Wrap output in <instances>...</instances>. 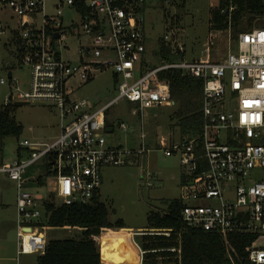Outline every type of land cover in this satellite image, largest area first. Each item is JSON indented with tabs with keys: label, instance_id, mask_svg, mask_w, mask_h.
Instances as JSON below:
<instances>
[{
	"label": "built area",
	"instance_id": "obj_1",
	"mask_svg": "<svg viewBox=\"0 0 264 264\" xmlns=\"http://www.w3.org/2000/svg\"><path fill=\"white\" fill-rule=\"evenodd\" d=\"M144 1L0 0V11L17 17L11 29L0 24V35L9 34L18 65L30 70L27 89L11 75L1 105L43 103L55 109L60 121V131L50 142L19 141L17 152L25 150L26 156L0 165V172L17 186L16 254L44 252L40 230L44 202L88 204L99 194L103 167L136 164L151 150L144 113L174 104L168 82L159 75L175 69L202 81L198 131L154 140L164 156L179 159L178 199L185 203L182 226L217 233L232 264L230 235H252L247 259L250 264H264V28L254 26L231 40L228 27L226 39L235 43V50L218 61H201L185 57L179 30L171 23L161 41L177 59L149 66ZM232 10H220L227 13L228 26ZM105 69L113 72L116 97L98 108L78 99L75 93L81 84ZM0 84L5 81L0 79ZM122 99L138 119L137 128L107 118L106 111ZM106 127L111 133L115 128L125 134L136 132V138L131 145H109ZM36 163L44 169L39 176L51 174L44 180L46 198L22 190L28 167ZM142 177L146 186H153L150 171L142 170ZM198 200L206 204H195ZM127 234L135 264H181V242L174 229H129ZM143 237H161L172 245L146 248Z\"/></svg>",
	"mask_w": 264,
	"mask_h": 264
},
{
	"label": "rangeland",
	"instance_id": "obj_2",
	"mask_svg": "<svg viewBox=\"0 0 264 264\" xmlns=\"http://www.w3.org/2000/svg\"><path fill=\"white\" fill-rule=\"evenodd\" d=\"M48 4L52 0H47ZM218 4V0H145L143 13L145 17V61L149 66H156L162 60L161 38L166 26L172 21L179 30V36L184 44L185 57L204 61L208 59L209 47L208 19L209 10ZM51 9L48 7V12ZM17 17L9 11H0V24L11 29ZM252 26H257L252 21ZM227 36H217L215 54L235 50V43L226 39ZM232 40V39H231ZM177 59V58H176ZM7 66L11 67V75L17 78L22 89H27L30 81V70L27 66L18 65L15 49L8 33L0 35V79L5 84H0V105L9 92ZM117 95V86L112 70L105 69L94 74L93 78L81 84L75 96L78 99L89 101L95 108L110 102ZM173 107H157L147 109L144 113V129L150 138L151 150L141 157L136 164L124 166H106L101 170L102 183L100 186V201L108 209L109 222L122 221L127 228L142 229L147 227L146 216L150 211H162L165 206L162 200H171L179 197L181 167L177 156H164L162 150L156 147L153 138L164 136L170 139L179 137L176 128L172 127L173 121L169 115ZM12 116L22 126L18 137L8 136L0 140V165L9 164L17 157H25L26 151L17 152L18 142L24 139L35 142H50L60 131V121L57 112L43 103H30L15 105ZM110 121L123 120L136 128L138 119L131 116L129 103L122 99L110 107L107 115ZM109 145L133 144L136 132L125 134L117 128L111 133L104 134ZM142 170H148L154 175L152 187L145 184ZM44 172L40 163L28 167L26 181L22 190L40 193L47 197V188L36 184V177ZM47 186H50L48 184ZM17 186L7 174L0 172V264H36L35 254H16V208L15 200ZM195 204H206L198 200ZM107 230V229H106ZM42 234L47 239L74 238L82 229L80 228H50L42 226ZM107 236L114 235L121 230H113V234L103 233ZM127 233V230H122ZM98 243L100 246V238ZM129 237V235H128ZM123 239V238H122ZM122 239L114 240L116 244ZM128 240V239H127ZM129 243V242H128ZM114 244V243H113ZM130 245V243H129ZM114 249V245H112ZM129 252L133 249H129ZM114 255V254H111ZM114 258V256H113ZM127 260L125 259V262ZM114 263L124 264L122 260L114 258Z\"/></svg>",
	"mask_w": 264,
	"mask_h": 264
},
{
	"label": "trees",
	"instance_id": "obj_3",
	"mask_svg": "<svg viewBox=\"0 0 264 264\" xmlns=\"http://www.w3.org/2000/svg\"><path fill=\"white\" fill-rule=\"evenodd\" d=\"M233 7L230 12V26L227 23V13H221L222 8ZM252 21L257 22L259 28H264V3L262 0H219L218 6L209 10L208 29L209 60L218 61L226 53L215 54L217 36L226 37V29H230V37L234 40L238 33L247 32L252 27ZM175 24L174 21H172ZM161 42L163 61L177 58L169 47ZM159 77L168 82L170 97L174 104V111L169 115L179 136L193 135L201 125L202 81L184 74L179 70H167ZM166 107V106H165ZM14 105L3 107L0 105V140L8 136L18 137L22 126L13 116ZM106 111V116L108 115ZM108 117V116H107ZM51 174L47 171L35 181L38 186L44 185V180ZM165 208L162 211H150L146 216V228H172L179 232L181 242V264H232L225 251L221 237L211 231L203 229L185 228L180 221V214L185 203L180 199L162 200ZM44 214L40 224L50 228H80L82 231L74 238L47 239L42 254L36 256V264H101V245L99 250L98 237L114 229L126 227L122 221L109 222L108 209L100 201L99 194L88 204H72L56 206L50 201L43 203ZM107 229V230H106ZM42 232V231H41ZM44 236V235H43ZM45 239V238H44ZM254 237L247 234H232L229 242L233 250L234 264H250L247 259L246 248ZM144 240L148 242L144 243ZM143 246L152 248L170 247L161 237H143ZM166 255V253H161ZM122 263L125 258L121 257Z\"/></svg>",
	"mask_w": 264,
	"mask_h": 264
},
{
	"label": "crops",
	"instance_id": "obj_4",
	"mask_svg": "<svg viewBox=\"0 0 264 264\" xmlns=\"http://www.w3.org/2000/svg\"><path fill=\"white\" fill-rule=\"evenodd\" d=\"M157 137H159V136H157ZM157 137L153 138V140H155ZM99 197H100V190H99ZM15 208H16V200H15ZM129 229H132V228L124 227L121 229H115V230H121V231L116 232V234H118V235H116V234H114V235H116V236L122 235L124 237L122 239V243H120V244H116L114 241H110V240L109 241H107V240L103 241L102 236H101L100 245H101V263L102 264H116V263H114L115 257L118 258V260H120L121 257H124L127 260L126 262H124V264H135V253L134 252L131 253V251L130 252L128 251L129 249H131V246L129 245L130 242L128 239V234L122 232V230H129ZM109 233L113 234L115 232H109ZM112 245L115 246L114 249H113ZM16 251H17V248H16ZM111 254H114V255H111ZM113 256H114V258H113Z\"/></svg>",
	"mask_w": 264,
	"mask_h": 264
},
{
	"label": "water",
	"instance_id": "obj_5",
	"mask_svg": "<svg viewBox=\"0 0 264 264\" xmlns=\"http://www.w3.org/2000/svg\"><path fill=\"white\" fill-rule=\"evenodd\" d=\"M262 1L264 3V0H262ZM7 69H8L7 70V78L9 79L11 77V70H10L9 66H7ZM26 104H28V103L27 102H15L14 106L15 105H26ZM105 132H107V133L111 132V127H106ZM99 250H100V246H99Z\"/></svg>",
	"mask_w": 264,
	"mask_h": 264
},
{
	"label": "bare ground",
	"instance_id": "obj_6",
	"mask_svg": "<svg viewBox=\"0 0 264 264\" xmlns=\"http://www.w3.org/2000/svg\"><path fill=\"white\" fill-rule=\"evenodd\" d=\"M102 235H103L102 236L103 241H105V240H107V241H109V240L110 241H114L117 238H120V239L124 238L122 235L116 236L118 234H116V235H110V236H107L106 234H102Z\"/></svg>",
	"mask_w": 264,
	"mask_h": 264
}]
</instances>
